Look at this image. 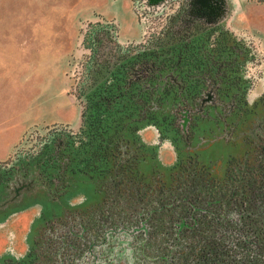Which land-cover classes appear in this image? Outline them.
<instances>
[{
    "label": "trees",
    "instance_id": "trees-1",
    "mask_svg": "<svg viewBox=\"0 0 264 264\" xmlns=\"http://www.w3.org/2000/svg\"><path fill=\"white\" fill-rule=\"evenodd\" d=\"M132 3L142 40L123 44L115 24L87 25L74 87L81 127L56 150L37 142L26 157L40 174L24 166L27 173L16 177L18 188L47 187L60 198L68 185L50 184L65 183L68 173L87 176L103 195L87 212L50 221L44 264L112 263L106 248L121 232L141 239L135 250L145 264H264V119L249 130L254 149L232 159L223 179L197 156L168 176L143 172L149 153L139 136L146 123L162 140L174 131L190 143L212 113L216 124L238 128L234 117L264 107V96L254 105L248 100L256 48L224 27L226 0ZM38 258L31 254L25 264Z\"/></svg>",
    "mask_w": 264,
    "mask_h": 264
},
{
    "label": "rangeland",
    "instance_id": "rangeland-1",
    "mask_svg": "<svg viewBox=\"0 0 264 264\" xmlns=\"http://www.w3.org/2000/svg\"><path fill=\"white\" fill-rule=\"evenodd\" d=\"M200 1L204 4L207 0ZM226 1L229 13L224 27L257 50L248 95L250 105H254L264 96V0ZM98 21L115 24L123 44L137 43L144 36L145 28L138 21L132 0H0V87H5L4 94L0 92V119L11 124L21 121L20 140L10 158L0 163V223L30 207L39 208L37 219L29 218L23 239L18 240L12 229L0 228V264H25L31 254L39 257V264L46 263L42 244L50 221L74 211L87 212L102 202V193L87 176L71 173L65 175V183L50 184L52 189L68 185L60 198L47 187L30 192L27 186H20L19 194L15 191L19 189L16 177L27 173L22 170L24 166L29 172L36 171L37 176L41 172L33 165L34 159L26 157L37 142H47L56 150L55 143L70 139L81 127L82 110L74 87L85 57L84 30ZM215 116L212 113L210 122L200 123L190 143L185 133L176 135L174 131L162 140L155 126L143 124L139 136L149 153L142 164L143 172L151 174L159 169L168 176L180 161L197 156L216 178L223 179L232 159L244 158L254 149L248 133L264 119V107L255 115L234 117L232 121L238 125L235 130L224 123L216 124ZM62 151L59 148L58 152ZM67 160L63 158L60 163ZM46 184L49 186V181ZM140 243L141 239L132 242L135 264H145L135 250ZM119 244L118 238L111 239L105 258L112 263L107 264H125L123 249L116 251Z\"/></svg>",
    "mask_w": 264,
    "mask_h": 264
},
{
    "label": "crops",
    "instance_id": "crops-1",
    "mask_svg": "<svg viewBox=\"0 0 264 264\" xmlns=\"http://www.w3.org/2000/svg\"><path fill=\"white\" fill-rule=\"evenodd\" d=\"M1 94H4L5 87H0ZM19 119V118H18ZM21 136V121L20 119L14 124L6 123L0 119V163L8 160L15 149ZM30 207L18 214L13 215L6 221L0 223V228L3 230L12 229L17 239H23V230L30 225L29 218L33 217L36 220L39 215V208ZM11 220V221H10ZM32 222V221H31ZM22 231V232H21ZM27 248H23V256L26 254ZM25 251V254H24ZM22 256V257H23Z\"/></svg>",
    "mask_w": 264,
    "mask_h": 264
},
{
    "label": "clouds",
    "instance_id": "clouds-1",
    "mask_svg": "<svg viewBox=\"0 0 264 264\" xmlns=\"http://www.w3.org/2000/svg\"><path fill=\"white\" fill-rule=\"evenodd\" d=\"M133 239L134 237L130 234V232H121L118 234L120 244L116 251L123 249L121 252V259L125 262V264H135L134 249L132 247Z\"/></svg>",
    "mask_w": 264,
    "mask_h": 264
},
{
    "label": "flooded vegetation",
    "instance_id": "flooded-vegetation-1",
    "mask_svg": "<svg viewBox=\"0 0 264 264\" xmlns=\"http://www.w3.org/2000/svg\"><path fill=\"white\" fill-rule=\"evenodd\" d=\"M20 189H22V188L15 189V191L17 192V194H19V192H20L19 190H20ZM142 229H145V228H144V225H142V227L139 229V231H141ZM150 260L155 262L156 258H154V259H153V258H150Z\"/></svg>",
    "mask_w": 264,
    "mask_h": 264
}]
</instances>
